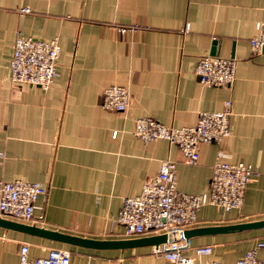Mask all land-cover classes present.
Here are the masks:
<instances>
[{
  "label": "crops",
  "instance_id": "1",
  "mask_svg": "<svg viewBox=\"0 0 264 264\" xmlns=\"http://www.w3.org/2000/svg\"><path fill=\"white\" fill-rule=\"evenodd\" d=\"M263 24L264 0H0V180L40 183L47 191L26 225L101 241L153 236L126 238L116 219L123 199L138 196L177 149L163 140L143 143L133 135L134 121L193 127L199 113L222 111L227 101L230 137L201 145L197 165L178 164L176 189L208 193L219 152L255 174L239 210L204 206L187 230L264 221V53L252 54L249 45ZM120 27L137 29L120 34ZM18 34L58 39V77L48 90L11 82ZM206 56L234 60L230 87L199 83L194 69ZM110 86L130 93L124 113L101 108ZM258 242L264 228L234 230L191 238L184 253L211 246L212 260L236 264ZM23 244L31 258L66 250L70 264H171L152 247L94 251L2 228L0 264H19ZM257 256L264 260V249Z\"/></svg>",
  "mask_w": 264,
  "mask_h": 264
},
{
  "label": "built area",
  "instance_id": "2",
  "mask_svg": "<svg viewBox=\"0 0 264 264\" xmlns=\"http://www.w3.org/2000/svg\"><path fill=\"white\" fill-rule=\"evenodd\" d=\"M23 14L30 13L22 9ZM137 27L119 28L118 32H134ZM188 31V25L185 26ZM252 54L264 53V24L259 33L250 39ZM61 48L58 39L40 41L18 34L14 40L10 61V79L14 84H26L48 90L58 77L57 64ZM203 87L228 88L235 79V62L231 59L202 57L194 69ZM130 104V93L124 87L110 86L103 92L101 108L108 112L124 113ZM231 103H224L222 111L201 112L193 127L171 128L149 117L134 121L133 135L147 144L163 140L177 149L174 161H164L159 173L143 183L141 193L122 201L116 223L126 238L146 235H176L193 227L200 209L211 205L223 213L239 210L244 201L246 188L255 174L252 167L243 163L226 162L228 156L219 152L213 165L209 191L190 195L176 189L178 164L195 166L199 160L201 145H219L231 135ZM46 188L40 183L22 180H0V218L22 224L35 221L37 201L45 198ZM42 217H40V220ZM185 241H173L152 247V255L171 264H218L212 260L213 248L200 246L192 249V256L185 255ZM264 249L258 242L236 264H264L257 252ZM19 264H70V253L52 249L46 257L31 258L29 245L23 244L19 251ZM86 264H96L91 261Z\"/></svg>",
  "mask_w": 264,
  "mask_h": 264
},
{
  "label": "water",
  "instance_id": "3",
  "mask_svg": "<svg viewBox=\"0 0 264 264\" xmlns=\"http://www.w3.org/2000/svg\"><path fill=\"white\" fill-rule=\"evenodd\" d=\"M212 56H215L212 53ZM0 228L6 230H13L16 232L24 233L27 235L42 238L48 241L60 243L67 246H73L78 248H83L87 250L94 251H124L132 248L141 247H158L173 241H187L191 238L212 235L216 233L234 231V230H253L264 228V221L256 223H247L234 226L226 227H211V228H201V229H191L185 230L179 234H163L150 237H144L139 239H129V240H114V241H101V240H91L79 238L57 231H51L44 228L36 227L33 225H26L22 223H17L14 221L1 219L0 218Z\"/></svg>",
  "mask_w": 264,
  "mask_h": 264
}]
</instances>
